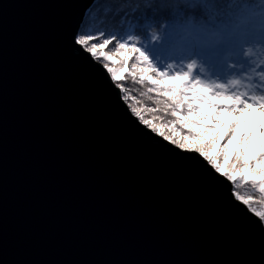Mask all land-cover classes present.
<instances>
[{
	"label": "water",
	"instance_id": "1",
	"mask_svg": "<svg viewBox=\"0 0 264 264\" xmlns=\"http://www.w3.org/2000/svg\"><path fill=\"white\" fill-rule=\"evenodd\" d=\"M99 1L0 0V264H264L231 182L75 43Z\"/></svg>",
	"mask_w": 264,
	"mask_h": 264
},
{
	"label": "snow or ice",
	"instance_id": "2",
	"mask_svg": "<svg viewBox=\"0 0 264 264\" xmlns=\"http://www.w3.org/2000/svg\"><path fill=\"white\" fill-rule=\"evenodd\" d=\"M210 2L163 0L154 11H164L166 18L158 24L154 20L146 21L153 45L166 47L170 54L178 45L184 47L186 70H175L174 64H168L162 70L155 59L156 52L145 47L137 36L120 40L112 35L100 42L97 35L78 32L75 43L97 63L103 62V69L123 93L120 98L125 102L132 101L129 104L131 113L147 130L180 150L202 157L216 174L234 185L232 195L235 201L242 202L259 218V226L264 228V140L253 145L252 133L247 131L238 141L236 137V129L245 113L250 114L254 108L264 113V94L250 95L248 90H239L240 87H253L252 83L242 85L240 79L217 83L195 74L197 69L203 71L209 66L236 68L235 59H248L252 65L251 73L259 76L256 87L264 88V70L257 72L264 58L253 59L257 51L264 52V0H238L250 2L253 7L248 13L247 24L238 29L223 48L188 47L187 41L193 30L189 18H194L193 23L201 18L207 21L204 6ZM110 11H113L112 6L103 9L101 15ZM109 45H112L110 51L106 50ZM240 67H244L243 63ZM126 73L146 89L143 95L155 107L142 105L131 95L123 83L127 79ZM245 75L251 80V76ZM225 113L232 115L233 121L227 126L228 131L222 133L220 129L225 122L220 117ZM260 129L264 136V122ZM234 143L238 144V149H233ZM249 148L253 149L251 157L247 155ZM242 187L249 191L241 194L239 189Z\"/></svg>",
	"mask_w": 264,
	"mask_h": 264
},
{
	"label": "trees",
	"instance_id": "3",
	"mask_svg": "<svg viewBox=\"0 0 264 264\" xmlns=\"http://www.w3.org/2000/svg\"><path fill=\"white\" fill-rule=\"evenodd\" d=\"M161 3H163V0H101L89 11L80 33L94 34L97 36L99 33H103V35L100 36L105 38H111L112 35H115L120 40H126L130 36H137L145 47L156 52L155 59L163 70L164 67L170 64V60L179 61L180 58L170 54L166 50V47L153 45L150 41L146 21L154 20L158 24L161 20L166 18V13L164 11H154L157 5ZM109 6H112L113 11L102 16V10ZM238 60L239 59H235L236 65L243 62L245 70H247L249 62L245 59H241L242 62L238 63ZM199 70L197 69L195 74L205 76L206 73H209L211 75L210 78H212L216 75L226 73L229 69H216L209 66L203 71ZM124 85L130 89L132 96H135L141 101L142 105L155 107V104L150 101L146 95H143L146 89L142 85H139L138 81H134L131 76H128ZM239 128L240 125L236 129L237 133ZM227 131L228 128H225L222 133H226ZM233 149H238L237 143L233 144Z\"/></svg>",
	"mask_w": 264,
	"mask_h": 264
},
{
	"label": "clouds",
	"instance_id": "4",
	"mask_svg": "<svg viewBox=\"0 0 264 264\" xmlns=\"http://www.w3.org/2000/svg\"><path fill=\"white\" fill-rule=\"evenodd\" d=\"M252 7L250 2L211 0L209 4L204 6L207 21L201 18L199 22L193 23L194 18H189L193 30L187 41V46L223 48L229 43L235 32L247 24L248 13ZM251 43L254 44V41ZM173 55L177 58H183L186 55L184 47L178 45Z\"/></svg>",
	"mask_w": 264,
	"mask_h": 264
},
{
	"label": "rangeland",
	"instance_id": "5",
	"mask_svg": "<svg viewBox=\"0 0 264 264\" xmlns=\"http://www.w3.org/2000/svg\"><path fill=\"white\" fill-rule=\"evenodd\" d=\"M100 35H101V33H99L97 37H98L99 41L102 42V40L105 37L100 36ZM93 42H96V41H93ZM106 50H109V51L112 50V45H109ZM256 57L264 58V52L257 51L256 55H255V57H253V59H255ZM245 60L248 61V59H245ZM181 61H183V63H181ZM233 62L236 63L235 60ZM241 62H242V60L239 59L238 63H241ZM129 63L131 64V61ZM186 63H187V60H185L184 58H180L179 61H175V60L171 61L170 60V64H174L176 67H179V68L175 67V70H181V69L186 70V68H185ZM241 64H238L236 68L229 69L224 74H219V75H216V76L210 78L211 75L209 73H206L205 76H201V78L209 80V81H215L217 83H227L232 79H240L242 81V85L252 83L253 87L251 89H246L244 87H240L239 90H241V91L248 90L250 95L251 94H264V88L256 87V85L260 81H259L258 75L251 73L250 68L252 67V65L249 64L247 70H245V65L243 64L244 67L241 68L240 67ZM262 70H264V63L261 64V67L257 68V72H260ZM245 73H247L248 76H251V80H249L247 78ZM125 75L127 78H128V76H130V75H127V73ZM126 80L123 83H125ZM225 80H227V81H225ZM232 90H236V89H232ZM128 103L130 104L131 101H128ZM220 118L222 120H224V122H225L222 129H220V131L223 132L224 129L228 128L227 126L232 123L233 116L225 113V114H222ZM262 118H264V113H260L259 110L255 109V108L250 110V114L245 113L244 116L241 117L240 124H239L240 125L239 131H238V133L236 132L237 141L239 140V138L241 136L245 135L246 131L249 133H252L253 145L259 144L261 142V140H264V136L261 135V129H260L261 123L264 122V119H262ZM252 152H253V149L249 148L247 155L249 157H251ZM233 187H234V185H233ZM234 190H235V188H234ZM239 191L241 192V194H246L249 190L247 187H242L241 189H239ZM255 195L258 196V193H256Z\"/></svg>",
	"mask_w": 264,
	"mask_h": 264
},
{
	"label": "bare ground",
	"instance_id": "6",
	"mask_svg": "<svg viewBox=\"0 0 264 264\" xmlns=\"http://www.w3.org/2000/svg\"><path fill=\"white\" fill-rule=\"evenodd\" d=\"M84 25V24H83ZM83 27V26H82ZM122 95H123V93H122Z\"/></svg>",
	"mask_w": 264,
	"mask_h": 264
}]
</instances>
